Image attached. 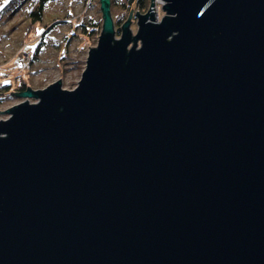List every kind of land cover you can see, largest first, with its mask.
Masks as SVG:
<instances>
[{
    "label": "water",
    "instance_id": "1",
    "mask_svg": "<svg viewBox=\"0 0 264 264\" xmlns=\"http://www.w3.org/2000/svg\"><path fill=\"white\" fill-rule=\"evenodd\" d=\"M151 7L7 105L0 264H264V0Z\"/></svg>",
    "mask_w": 264,
    "mask_h": 264
},
{
    "label": "rangeland",
    "instance_id": "2",
    "mask_svg": "<svg viewBox=\"0 0 264 264\" xmlns=\"http://www.w3.org/2000/svg\"><path fill=\"white\" fill-rule=\"evenodd\" d=\"M161 1L159 14H156L159 20L164 15L162 9L163 0ZM1 3H3V0H0V5ZM29 5V0H23V2L15 0L0 13V82L1 80H11L14 84H17L20 79L17 82L14 76L15 74H19V76L26 77L28 85L32 88L44 87L62 75L63 86L77 85L85 68L88 50L94 44H97L99 34H95L89 39L75 36L71 39L67 48L65 38L66 35L73 34L74 23L82 15L88 16L89 19H99L101 17L100 0H51L48 2L45 9L44 21L49 23L54 17L64 20L59 21L45 36L46 45L40 52V58L32 64V69L40 70L37 73L30 74L28 77V70H25L26 63L22 64L21 55L23 54L27 61L30 60L31 56L34 55V50H28L27 46L30 44L33 47L39 37V33H36L30 43L26 46L23 43V28L27 24L24 15ZM149 8H152L151 1L148 5ZM133 11L136 12L137 10ZM137 26V20L133 16L132 31ZM120 34H117V36L120 37ZM10 92H15V90L12 89ZM5 96L4 93L0 92V119L8 116L6 113V109H8L7 105L14 104L17 100L24 98L16 94L10 98Z\"/></svg>",
    "mask_w": 264,
    "mask_h": 264
},
{
    "label": "trees",
    "instance_id": "3",
    "mask_svg": "<svg viewBox=\"0 0 264 264\" xmlns=\"http://www.w3.org/2000/svg\"><path fill=\"white\" fill-rule=\"evenodd\" d=\"M15 0H3V3L0 5V13L5 7H9L12 2ZM23 2V0H20ZM30 5L28 6V10L25 13L26 17V27L23 28L24 32V44L25 46L32 41V37L36 35V33H39L38 40L35 42V45L31 47L30 44H28L27 49L34 50V55L31 56L32 58L27 61V59L22 54V64H25V70L27 71V75L29 77L32 73L39 72L38 69H32L33 62L37 61L40 58V52L46 45L45 36L48 32H50L55 25L59 23V21H63L64 19H61L59 17H54L50 20L49 23L44 21L45 16V9L49 1L51 0H29ZM151 0H111V12L112 17L115 22V28L117 31V34L119 35L121 33V26L123 22L127 19L126 16H128L129 12L131 10H137L139 12H146L148 9L149 2ZM2 2V1H1ZM102 27V17L99 19H89L88 16L82 15L78 20L75 21L74 27H73V34L66 35L65 41H66V48L69 45V42L71 39L75 36L83 37L85 39L92 38L95 34H99ZM76 30V31H75ZM35 33V34H34ZM1 76V75H0ZM15 81L20 79V81L17 84H14V82L10 81H3L0 82V92L4 93L5 97H13V95H17L29 87L28 81L26 77L19 76V74H15ZM14 84V85H13ZM12 89L15 90V92H10ZM2 97V96H1ZM0 97V99H1Z\"/></svg>",
    "mask_w": 264,
    "mask_h": 264
},
{
    "label": "built area",
    "instance_id": "4",
    "mask_svg": "<svg viewBox=\"0 0 264 264\" xmlns=\"http://www.w3.org/2000/svg\"><path fill=\"white\" fill-rule=\"evenodd\" d=\"M161 3H162V1L161 0H157V1H154V5H155V12H156V10L158 11V10H160V8H161ZM157 14H159V11H158V13ZM156 15V14H155ZM91 18H92V16H90Z\"/></svg>",
    "mask_w": 264,
    "mask_h": 264
},
{
    "label": "bare ground",
    "instance_id": "5",
    "mask_svg": "<svg viewBox=\"0 0 264 264\" xmlns=\"http://www.w3.org/2000/svg\"><path fill=\"white\" fill-rule=\"evenodd\" d=\"M159 11V10H158ZM158 11L156 10V14L158 13Z\"/></svg>",
    "mask_w": 264,
    "mask_h": 264
}]
</instances>
